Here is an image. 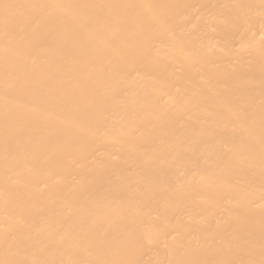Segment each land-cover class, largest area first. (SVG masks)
I'll return each mask as SVG.
<instances>
[{
    "label": "bare ground",
    "instance_id": "obj_1",
    "mask_svg": "<svg viewBox=\"0 0 264 264\" xmlns=\"http://www.w3.org/2000/svg\"><path fill=\"white\" fill-rule=\"evenodd\" d=\"M0 264H264V0H0Z\"/></svg>",
    "mask_w": 264,
    "mask_h": 264
}]
</instances>
